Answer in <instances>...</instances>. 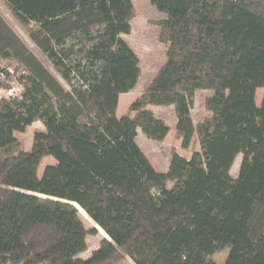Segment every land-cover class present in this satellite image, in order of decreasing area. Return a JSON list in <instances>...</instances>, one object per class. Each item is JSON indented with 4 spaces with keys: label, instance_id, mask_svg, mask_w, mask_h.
<instances>
[{
    "label": "trees",
    "instance_id": "1",
    "mask_svg": "<svg viewBox=\"0 0 264 264\" xmlns=\"http://www.w3.org/2000/svg\"><path fill=\"white\" fill-rule=\"evenodd\" d=\"M2 1L54 73L0 15V90L21 88L0 98V264H215L225 249L224 264H264V0H150L167 61L120 118L140 77L121 38L131 0ZM198 91L209 117L194 126ZM148 106L200 152L171 149L158 172L137 132L161 143L169 127ZM34 123L25 151L15 134ZM87 217L109 240L83 260Z\"/></svg>",
    "mask_w": 264,
    "mask_h": 264
},
{
    "label": "rangeland",
    "instance_id": "2",
    "mask_svg": "<svg viewBox=\"0 0 264 264\" xmlns=\"http://www.w3.org/2000/svg\"><path fill=\"white\" fill-rule=\"evenodd\" d=\"M134 6V17L130 22V32L128 35L121 36L122 40L132 49L139 61L140 77L137 82L136 87L132 92L131 97H138L145 87L149 84L152 78L155 76L159 68L164 65L167 61L166 52L167 49L158 41L159 33V22L165 18V16L159 13L151 4L150 0H131ZM0 15L7 21L10 27L16 32V34L24 41V43L30 48V50L40 59V61L50 70L52 73V67L48 61L42 56V54L31 44L27 34L23 28H21L18 23L12 18L10 11L8 10L5 3L0 0ZM2 67L7 68L10 73H14L16 66L12 63L4 62ZM20 70H18L19 72ZM67 89V86L64 85ZM20 88L17 82H12L11 90L16 91V95H19L18 89ZM6 92L1 91V97H8ZM210 91H198L194 95V102L191 109V119L194 126L203 122V120L209 117V114L204 109V100L207 96H210ZM262 91L257 92L256 101L259 104L261 99ZM121 107L124 109L123 116L129 111L131 104L129 101L120 100ZM156 117L161 118L165 121L166 125L171 130H175V116L172 109H161V108H151ZM134 114H131L133 117ZM43 128L39 123H34L32 126L26 129L22 134H15V138L18 142L23 144L25 151L30 150L33 141L34 133L42 131ZM137 144L145 154V156L151 161L156 170L160 173H166L168 169V159L171 149H174L179 156L184 159H190L193 152H200L199 145L196 138L192 139V142L188 149H182L181 140H176L174 138V133H169V136L165 141L161 143L148 141L140 130L137 132ZM241 157L239 156L232 169L231 175L233 178L237 176L238 167L240 164ZM55 162L48 158L44 160L39 169L38 177L42 176L43 170L48 165H53ZM171 187V183L167 184ZM83 219V224L86 230H96V234L88 235L86 238V251L78 255L80 259H88L94 251H96L102 240L107 239V236L102 231L99 232V227H97L92 220L88 217ZM229 249H225L221 253L213 255L211 260L215 264H224ZM115 264H133V262L124 258L115 262Z\"/></svg>",
    "mask_w": 264,
    "mask_h": 264
},
{
    "label": "crops",
    "instance_id": "3",
    "mask_svg": "<svg viewBox=\"0 0 264 264\" xmlns=\"http://www.w3.org/2000/svg\"><path fill=\"white\" fill-rule=\"evenodd\" d=\"M133 91V90H132ZM131 91V92H132ZM4 92V91H3ZM0 93H1V90H0ZM131 93L129 92V93H127V94H123V95H121L120 97H119V103H118V108H117V112H116V115H117V117L118 118H120V117H122L123 116V113L125 112L124 111V109H123V107H121V102H120V100H125V102L126 101H129V104H132L133 103V101L137 98V97H131ZM2 98V97H1ZM152 107L151 106H148L147 107V110H150L151 112H153V110L151 109ZM156 108V107H155ZM209 114V113H208ZM176 125V122H175V124H174V126ZM169 133H174L175 134V130H171V129H169ZM169 133H168V135L165 137V139H164V141L166 140V138L169 136ZM138 134V133H137ZM136 141H137V139H136Z\"/></svg>",
    "mask_w": 264,
    "mask_h": 264
},
{
    "label": "built area",
    "instance_id": "4",
    "mask_svg": "<svg viewBox=\"0 0 264 264\" xmlns=\"http://www.w3.org/2000/svg\"><path fill=\"white\" fill-rule=\"evenodd\" d=\"M0 78L3 80L4 79V76L3 75H0ZM18 92L20 93L21 92V88L18 89ZM8 97L9 96H16V91L14 89L10 90L9 92H7L6 94Z\"/></svg>",
    "mask_w": 264,
    "mask_h": 264
},
{
    "label": "bare ground",
    "instance_id": "5",
    "mask_svg": "<svg viewBox=\"0 0 264 264\" xmlns=\"http://www.w3.org/2000/svg\"><path fill=\"white\" fill-rule=\"evenodd\" d=\"M80 212H82V210L78 207V206H75ZM84 214V212H82ZM85 215V214H84Z\"/></svg>",
    "mask_w": 264,
    "mask_h": 264
},
{
    "label": "water",
    "instance_id": "6",
    "mask_svg": "<svg viewBox=\"0 0 264 264\" xmlns=\"http://www.w3.org/2000/svg\"><path fill=\"white\" fill-rule=\"evenodd\" d=\"M74 206V205H73ZM75 207V206H74ZM76 208V207H75ZM77 209V208H76ZM107 240V239H106Z\"/></svg>",
    "mask_w": 264,
    "mask_h": 264
}]
</instances>
